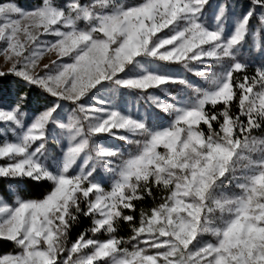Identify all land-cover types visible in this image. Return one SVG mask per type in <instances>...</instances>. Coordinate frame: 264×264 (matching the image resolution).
Returning <instances> with one entry per match:
<instances>
[{
	"label": "snow or ice",
	"instance_id": "6c2138e0",
	"mask_svg": "<svg viewBox=\"0 0 264 264\" xmlns=\"http://www.w3.org/2000/svg\"><path fill=\"white\" fill-rule=\"evenodd\" d=\"M210 6L0 0V264H264V0Z\"/></svg>",
	"mask_w": 264,
	"mask_h": 264
},
{
	"label": "trees",
	"instance_id": "16d2710c",
	"mask_svg": "<svg viewBox=\"0 0 264 264\" xmlns=\"http://www.w3.org/2000/svg\"><path fill=\"white\" fill-rule=\"evenodd\" d=\"M15 2L18 3L21 6L27 7V6L30 5L32 0H15ZM222 2H223V0H210V5L211 6L208 8V11H207L208 22L211 21L210 17L214 13L217 4L222 3ZM237 2L241 3V4H246V3H248V0H237ZM10 80H11V78L9 77V78L5 79L4 83L7 85L10 82ZM172 91L174 93L175 90H172ZM33 108H34V105H30L28 111L31 112L33 110ZM167 118L168 117L165 115L162 120H165ZM257 135H259V133H257ZM104 143H105V145L108 144V140H106ZM115 143L119 144V146H121V147L124 146L123 142H115ZM21 187L25 188V186H23V185ZM47 187H48L47 184H43L41 186H37V185H34V184L30 183V184H28L26 186V190L21 191L20 194L21 195H30L32 198H38L41 195V193H43L44 190ZM9 188H10L9 182L7 180L0 179V197H2L4 199L8 200L9 202H11L12 197L9 194ZM231 190H233V189L229 188V191H231ZM150 203L151 202L149 200H146L144 206H149ZM88 224H89V221L86 218L82 217L81 218V223L79 225L75 226L72 229L70 238H75V236L80 231H82L85 227H87ZM118 234L121 235V236H127V234H128L127 227H122ZM100 238L103 239L105 237L101 236ZM11 248H12V245L10 243L0 242V254H3V253H6V252L10 251Z\"/></svg>",
	"mask_w": 264,
	"mask_h": 264
},
{
	"label": "rangeland",
	"instance_id": "374dc122",
	"mask_svg": "<svg viewBox=\"0 0 264 264\" xmlns=\"http://www.w3.org/2000/svg\"><path fill=\"white\" fill-rule=\"evenodd\" d=\"M220 4V3H219ZM219 4H217V5H219ZM217 7V6H216ZM215 10H216V8H215ZM212 17H213V14H212V16L210 17V22L209 23H211L212 22ZM0 62H2V57H0ZM118 103H122L121 101H118ZM133 111H135V102L133 101ZM140 111H141V113H144V111H145V104H144V102L143 101H141L140 102ZM168 119V118H167ZM167 119H165V120H161L159 123H161V124H164V123H166L167 122ZM113 143H115L114 141H111V140H108V144H106V146H111ZM105 187H107V185H105Z\"/></svg>",
	"mask_w": 264,
	"mask_h": 264
}]
</instances>
